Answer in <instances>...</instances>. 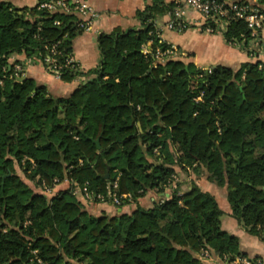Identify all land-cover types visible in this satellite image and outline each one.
I'll list each match as a JSON object with an SVG mask.
<instances>
[{"label":"trees","instance_id":"16d2710c","mask_svg":"<svg viewBox=\"0 0 264 264\" xmlns=\"http://www.w3.org/2000/svg\"><path fill=\"white\" fill-rule=\"evenodd\" d=\"M43 1L18 8L0 0V264H206L202 248L221 260L244 257L221 228L215 198L195 184L180 193L175 167L202 169L226 188L231 217L264 242V64L216 66L201 78L181 59L151 68L140 47L176 4L149 0L136 13L139 28L97 35L95 68L61 71L63 82L86 79L53 98L9 63L12 55L39 63L55 42L61 62L72 55L78 18L39 9ZM222 37L250 40L240 21ZM16 168L38 177V188L54 179L87 183L101 202L117 178L118 194L131 196L119 208L136 206L93 216L69 191L35 192ZM151 190L169 195L143 209L137 200Z\"/></svg>","mask_w":264,"mask_h":264},{"label":"crops","instance_id":"0c3cea01","mask_svg":"<svg viewBox=\"0 0 264 264\" xmlns=\"http://www.w3.org/2000/svg\"><path fill=\"white\" fill-rule=\"evenodd\" d=\"M92 7L98 14L99 18L94 22L90 32H82L72 40V56L79 64L82 71L86 72L96 67L99 59L96 37L99 33H109L114 28L126 30L129 28H139V22L135 18L136 13L142 11L145 6L149 5V0H83ZM166 3L174 0H164ZM15 7H31L37 3V0H12ZM122 10L123 16L119 18L114 15L115 11ZM167 20V14L155 22L158 25L164 24ZM191 33L203 34L197 40H206L211 45L218 43L219 50L210 48L209 56L205 55L200 58L194 49L189 47L191 42L187 40V34ZM180 36L182 38H176ZM161 38L178 48L184 54L181 60L186 64H192L197 70L203 68H213L216 66L229 67L234 70L238 69L242 64L260 62L264 64V53L257 52L254 58L249 57L244 51L235 48L225 42L223 37L218 34H208L199 31L196 28H190L183 33H174L170 31H162ZM260 44H264V28L259 32ZM217 46V47H218ZM9 63L19 64L23 68V77L33 79L37 84L46 87L48 93L53 98L66 97L71 94L82 80H73L71 82H63L61 79L55 78L47 73L40 63H31L23 55H12ZM179 178L180 193L187 191L192 184H195L202 191L210 193L216 200L217 205L223 212L221 216V228L236 237L239 241V247L244 257L249 260L260 261L264 264V242L255 236L246 233L243 228L231 217L229 205L226 200V188H219L207 181L204 170L199 169L194 173L191 169L181 170L175 167ZM62 190V186H56L52 191ZM59 190V191H60ZM167 197L169 191L158 193L156 190L147 191L137 200V205L143 209L151 208L155 202L159 201L162 196ZM80 202V201H78ZM81 203V202H80ZM83 205V204H82ZM84 206V205H83ZM88 206V205H87ZM84 206L85 209L93 216H99L102 213L107 216H115L122 213H131L135 209V203L124 205L121 208L114 207L110 202H101L97 205ZM206 264H225L223 260L216 256H212L208 260H202Z\"/></svg>","mask_w":264,"mask_h":264},{"label":"built area","instance_id":"2783aa9c","mask_svg":"<svg viewBox=\"0 0 264 264\" xmlns=\"http://www.w3.org/2000/svg\"><path fill=\"white\" fill-rule=\"evenodd\" d=\"M173 2L176 6L167 13V20L158 26L154 22V30L149 33L150 38L140 47L142 56L149 62L151 68L155 69L168 61L182 59L184 56L176 46L161 38L162 31L183 33L190 28H196L208 34L222 36L232 21H240L245 24L249 31L250 40L247 45L244 41L228 44L244 51L251 58H254L257 52L264 53V44L259 43V32L264 28V0H174ZM39 9H45L50 13L75 15L78 18L76 27L83 32H90L94 22L99 18V14L83 0H46L39 4ZM53 25H60V21L54 20ZM59 43L55 42L51 46H47L45 48L46 55L39 61L43 69L57 79H60L63 69L78 71L80 69L72 55L66 57L63 62L60 61L63 53L58 49ZM13 70L15 76L23 75L21 65L15 64ZM211 72V67L200 69L199 78L209 75ZM201 96L202 93L196 98V101H199ZM173 180L177 182L178 179L173 176ZM62 182L70 184V193L74 197L81 198L87 203L101 202L105 199L102 195L89 191L87 183L79 185L70 179H63L62 181L54 179L50 185L43 183L42 187L46 193H50L54 187ZM106 189V198L110 200L109 202L113 206L119 207L131 199L130 194H118L117 178ZM198 256L201 260H208L213 255L208 249L202 248ZM223 262L225 264H262L260 261L249 260L245 257H235L232 260L224 259ZM37 264L44 263L37 260Z\"/></svg>","mask_w":264,"mask_h":264},{"label":"rangeland","instance_id":"374dc122","mask_svg":"<svg viewBox=\"0 0 264 264\" xmlns=\"http://www.w3.org/2000/svg\"><path fill=\"white\" fill-rule=\"evenodd\" d=\"M7 1V0H6ZM8 1H10V2H12V0H8ZM114 15L115 16H117V17H119V18H124V19H126L124 16H123V11L122 10H116L115 11V13H114ZM203 34H200V33H198L197 32V34H194V33H191V31L186 35L187 36V40H188V42H191V44H190V46L189 47H191V48H193L194 49V51H195V53L198 55V56H200V58H204V56L205 55H207V56H209V54H208V50L210 49V48H213V49H217V50H219L218 48H219V46H218V43L214 46V45H211V44H209V42L208 41H206V40H204V41H202V40H197V38L198 37H201ZM175 37V39L176 38H182V37H180V36H174ZM218 46V47H217ZM206 57V56H205ZM78 71V70H77ZM79 71H82L81 70V68L79 69ZM23 76V75H22ZM83 79H86V78H82V77H78L77 79H75V80H82L83 81ZM176 172V171H175ZM16 173L23 179V181L30 187V188H32L33 190H35V192H41V193H44V194H46L47 196H49V195H52V194H56L59 190H57V191H51L50 193H46L44 190H43V187H42V185H43V182L41 183V185L39 186V188H38V184H37V181H38V177H36V178H34L33 180L32 179H27L25 176H24V174H23V172H22V170L21 169H19V168H16ZM176 177H177V182H179V176H178V173H176V175H175ZM45 185H47V184H45ZM58 186H62L63 187V189L62 190H60V191H69L70 192V184L69 183H66V182H62V183H60ZM77 196H79V195H77ZM77 201H80L79 203L80 204H83L84 206H89V205H93L92 207H94V205L96 204H98V203H100V202H89V203H87V202H85L83 199H81V198H76V197H74ZM105 203H107V202H105ZM109 203V202H108ZM130 204V203H129ZM128 205V204H127ZM83 206V207H84ZM87 206V207H88ZM114 207H116V206H114ZM85 208V207H84Z\"/></svg>","mask_w":264,"mask_h":264},{"label":"water","instance_id":"95a60500","mask_svg":"<svg viewBox=\"0 0 264 264\" xmlns=\"http://www.w3.org/2000/svg\"><path fill=\"white\" fill-rule=\"evenodd\" d=\"M94 143L96 144L97 147H99V140L98 139L94 140ZM104 178L108 179V169H107V171H106V173L104 175Z\"/></svg>","mask_w":264,"mask_h":264}]
</instances>
